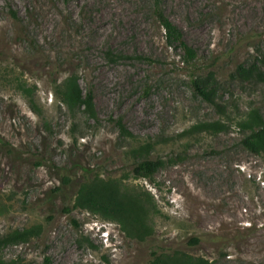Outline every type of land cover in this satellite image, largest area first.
I'll return each instance as SVG.
<instances>
[{
    "label": "rangeland",
    "instance_id": "rangeland-1",
    "mask_svg": "<svg viewBox=\"0 0 264 264\" xmlns=\"http://www.w3.org/2000/svg\"><path fill=\"white\" fill-rule=\"evenodd\" d=\"M154 5L0 0V237L42 227L4 247L2 260L151 264L153 252L178 251L264 264V156L242 146L239 125L253 110L264 117V81L236 74L253 64L264 73V0H161L196 50V70L167 44ZM109 51L128 58L112 62ZM72 71L93 93L97 120L73 116L56 97L55 81ZM210 71L214 103L194 86ZM214 122L227 129L193 131ZM146 144L150 159L167 164L139 178L134 150ZM96 176L148 196L152 236L139 242L74 207L80 183Z\"/></svg>",
    "mask_w": 264,
    "mask_h": 264
},
{
    "label": "trees",
    "instance_id": "trees-1",
    "mask_svg": "<svg viewBox=\"0 0 264 264\" xmlns=\"http://www.w3.org/2000/svg\"><path fill=\"white\" fill-rule=\"evenodd\" d=\"M155 15L161 29L165 33L166 42L169 46L179 47L183 52V62L196 70L197 52L191 48L183 39L179 29L163 14L161 10V0H153ZM107 57L116 62L119 59H127L128 56L115 54L111 51L106 53ZM139 59L142 60L141 57ZM145 60H149L144 58ZM264 66V58L261 61ZM258 65H239L236 69L238 78L246 81L261 82L264 81V73ZM215 73L208 72L207 80L195 81L194 86L198 92L208 101L214 103L213 93L207 84L210 78L214 79ZM29 94L27 88H21ZM55 95L66 108L75 116L76 112H82L88 118H98L94 95L91 91L84 94L77 72L72 71L64 79L55 81ZM122 132L132 137L123 125L121 119L117 121ZM240 127L244 131L241 139L242 146L249 152L264 156V117L256 110L250 112L245 121L240 122ZM227 126L223 123L214 122L200 124L193 128V131H224ZM153 149L151 144L140 146L134 150L138 157L133 167V174L139 178H150L158 170L164 167L167 162L161 158L150 159L148 154ZM11 151V150H10ZM67 180V178L65 179ZM75 208H79L92 214L100 215L103 219L120 224L124 233L139 242L145 241L153 234V227L150 223L151 209L153 203L146 194L141 192H132L123 187L122 181L117 179H103L98 176L91 180L81 182L76 194ZM42 227L35 226L26 230L14 231L6 236L0 237V252L8 245H17L29 242L33 238L41 235ZM151 264H212L209 260L201 257H194L185 252L156 253L153 252ZM0 264H38L4 261L0 257ZM40 264H54L50 257H45Z\"/></svg>",
    "mask_w": 264,
    "mask_h": 264
}]
</instances>
